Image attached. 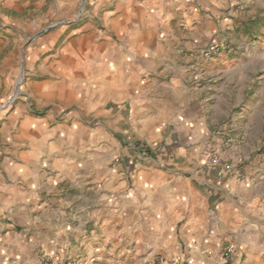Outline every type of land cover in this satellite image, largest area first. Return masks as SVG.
Returning a JSON list of instances; mask_svg holds the SVG:
<instances>
[{
	"label": "crops",
	"instance_id": "obj_1",
	"mask_svg": "<svg viewBox=\"0 0 264 264\" xmlns=\"http://www.w3.org/2000/svg\"><path fill=\"white\" fill-rule=\"evenodd\" d=\"M109 1L107 31L71 37L30 82L45 113L0 116V264H264V46L231 37L234 60L195 62L213 27L193 8L224 0ZM246 1L231 25L256 38L264 0ZM122 127L158 147L131 182L107 162ZM217 138L223 163L201 164Z\"/></svg>",
	"mask_w": 264,
	"mask_h": 264
},
{
	"label": "rangeland",
	"instance_id": "obj_2",
	"mask_svg": "<svg viewBox=\"0 0 264 264\" xmlns=\"http://www.w3.org/2000/svg\"><path fill=\"white\" fill-rule=\"evenodd\" d=\"M109 2V0H0V116L6 115L20 102L28 103L29 111L36 116L45 113L44 110L34 107L29 93L30 82L49 76L48 73L41 74L39 67L45 62L51 64L57 59V51L71 37L85 33L89 29L107 31L103 20L107 17L106 13L114 9ZM246 3V0H224L222 3L213 1L211 6H223L218 10L207 8L208 4L202 2L196 5L193 10L206 14L213 30L206 43L199 48H191L186 51V55L193 61L200 62L202 59L212 61L218 55L226 54L228 61H232L235 57L232 58L231 55L237 49L236 44L231 42V37L238 40L246 38L245 42L254 40L257 43L259 40V44L264 46V33L259 32V36L254 38L248 27L231 25L235 17L246 9ZM219 21L224 30L230 32L232 36L225 35V39L218 36ZM182 25L185 26V22H182ZM214 41H217L221 48L212 54L209 53V48ZM19 81V92L11 99ZM78 111L76 106L63 109L55 119H68L69 112ZM127 118H131L130 115ZM98 123L97 117L87 119L89 126ZM107 131L120 142L122 149L128 151V155L124 157L122 149L116 150L107 162L113 166L114 172L117 170L116 166L122 165V172L131 182V173L135 165L148 158L154 159L158 147H151L144 139L129 138L123 127L109 128ZM218 142V138L210 139L209 147L217 148ZM223 142L229 143L228 138L223 139Z\"/></svg>",
	"mask_w": 264,
	"mask_h": 264
},
{
	"label": "built area",
	"instance_id": "obj_3",
	"mask_svg": "<svg viewBox=\"0 0 264 264\" xmlns=\"http://www.w3.org/2000/svg\"><path fill=\"white\" fill-rule=\"evenodd\" d=\"M220 48L221 45L217 41H214L211 47L209 48V53L214 54L218 52ZM228 141H230V138H228ZM200 162L201 164L209 167H217L218 165H221L223 163L219 149L210 147L204 150ZM38 264H75V262L55 260L53 256L49 254H43ZM172 264L183 263L179 259H174L172 261Z\"/></svg>",
	"mask_w": 264,
	"mask_h": 264
},
{
	"label": "water",
	"instance_id": "obj_4",
	"mask_svg": "<svg viewBox=\"0 0 264 264\" xmlns=\"http://www.w3.org/2000/svg\"><path fill=\"white\" fill-rule=\"evenodd\" d=\"M19 83H20V81L17 83L16 88H15V91H14V94H13V96L11 97V99L14 98V96L19 92V88H18ZM2 107H3V106H2ZM2 107H1V108H2Z\"/></svg>",
	"mask_w": 264,
	"mask_h": 264
}]
</instances>
